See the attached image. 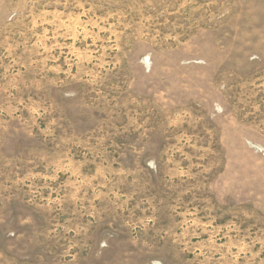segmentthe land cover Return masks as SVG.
Segmentation results:
<instances>
[{"label":"rangeland","instance_id":"rangeland-1","mask_svg":"<svg viewBox=\"0 0 264 264\" xmlns=\"http://www.w3.org/2000/svg\"><path fill=\"white\" fill-rule=\"evenodd\" d=\"M0 264H264V0H0Z\"/></svg>","mask_w":264,"mask_h":264}]
</instances>
